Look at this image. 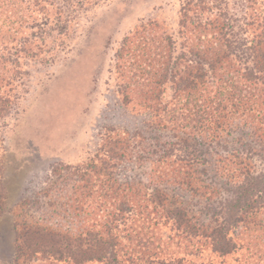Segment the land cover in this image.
Here are the masks:
<instances>
[{
    "label": "rangeland",
    "instance_id": "rangeland-1",
    "mask_svg": "<svg viewBox=\"0 0 264 264\" xmlns=\"http://www.w3.org/2000/svg\"><path fill=\"white\" fill-rule=\"evenodd\" d=\"M187 4L191 12L204 8L203 19L230 20L241 38L252 39L264 21V0H0V174L5 199L0 264H13L14 225L21 220L46 225L59 220L62 229L104 236L108 208L100 207L101 197L83 205L82 222L73 213L68 221L61 219L67 208L61 204L70 194L60 177L52 175L54 168L104 158L109 137L128 144L125 156L110 163L113 178L128 185L129 192L120 199L126 201L141 187L135 198L140 202L114 218L118 260L109 264H264L261 213L241 223L227 217L236 192L256 178L261 181V131L243 121L216 140L207 139L208 132L182 130L187 120L181 112L194 99L177 92L180 71L196 61L189 55L160 88L156 110L140 106L137 96L123 100L126 86H147L166 63L164 56L151 54L152 60L149 54L136 66L132 57L129 64L135 68L121 72L116 53L123 40L155 23L160 35L174 44L172 66L190 41V25L183 17ZM212 37L203 42L214 43ZM140 68L149 73L133 77ZM156 192L163 196L160 202L153 199ZM176 209L187 215L189 225L176 222ZM223 222L230 223L234 246L225 255L207 234ZM39 249L45 254L37 252L26 264L81 263L76 250L54 261L48 256L51 245Z\"/></svg>",
    "mask_w": 264,
    "mask_h": 264
},
{
    "label": "trees",
    "instance_id": "trees-1",
    "mask_svg": "<svg viewBox=\"0 0 264 264\" xmlns=\"http://www.w3.org/2000/svg\"><path fill=\"white\" fill-rule=\"evenodd\" d=\"M189 12H191V7L190 4H187L183 17L190 25L188 28L191 35L190 41L186 51L177 56L172 66H170V62L174 44L170 37L160 35V27L155 23H148L142 27L141 33L137 32V35H130L123 40V45L116 53L117 60H119L117 68L121 72L130 66L135 68L129 64L132 57L135 59L133 64L136 63V66H139L137 62L140 63L145 55L150 54L152 60L154 59L151 54L166 58V63L162 64V73L152 74L147 81V86L139 82L133 88L126 86L122 93L123 100L128 103L135 100L134 97L137 96L140 106H144L151 112L156 110L159 105L160 88L167 80H172L170 77H174L175 68L179 69V66H183L179 60L189 55L196 61L193 65H185L187 66L184 67L185 70L180 71L179 87H177L178 91L176 90L186 93L189 97L187 99L194 98L191 103L185 104L186 109L181 112L184 116L181 119L187 120L184 122L182 130L185 126L189 130L208 132L207 139L216 140L221 133L230 130L237 121H243L255 131L256 128L261 131V142L264 149V21L261 22V26H258L261 30L255 31L253 38L248 39L247 37L241 38L233 32L230 20H208V17L203 19V14L206 13L204 8L197 12L193 9L191 19L188 15ZM207 36H213L214 43L211 41L204 43L203 40ZM135 51L138 52L136 57ZM128 73L131 72L124 74L128 75ZM148 73L149 70L145 69L143 72L140 68L132 75L141 78V75ZM108 139L105 147L107 151L103 152L104 158L97 161L91 160L88 164L81 166L66 167L64 170L54 168L52 175V177L54 175L60 177L62 187H65L70 194L67 200L61 204L67 207L63 210L61 219L67 220L73 213V219L76 218L78 223L82 222L83 218L79 213L82 212L83 205L95 196L101 197L100 207L108 208V214L105 215L107 220L104 221L105 225L103 224L107 227L104 236L94 231L73 232L69 226L62 229L59 220L55 225L21 220L20 223L14 225L16 239L13 264L31 262V258H34L37 252L44 255L45 251L37 250H40L41 245L48 244L53 247V252L48 256L54 261H62L63 254L68 258L72 256L70 252L76 250L81 262L79 264L91 261L107 264L117 262L116 237L113 236V232L118 219L114 218H119L126 208L140 202H135V198H139L138 190L141 187L134 188L135 191L126 201L120 199L129 192L126 189L128 185L113 178L109 173L110 163L125 156V148L128 144L119 137H109ZM186 146L190 148V145ZM188 155L190 154L188 153L186 156L184 154L179 161ZM0 172H2L1 167ZM257 179L254 180V183H250L249 188L236 192L235 202H230L232 211L227 216L229 220L241 223L243 219H248L253 215L256 218V214L259 213L264 219V170L261 174V181L257 182L259 181ZM260 183L262 189L257 190ZM3 184L0 174V195L3 192ZM92 189H96L95 192ZM153 199L160 202L163 200V196L156 192ZM4 201L5 199L1 195L0 214L3 212ZM120 204L123 205L120 206ZM173 214L174 217H170L175 218L179 224L187 226L191 223L183 211L176 209L172 211ZM222 220L224 221V215ZM223 223V227L210 228L207 233L221 255L230 253L234 247L228 236L230 223Z\"/></svg>",
    "mask_w": 264,
    "mask_h": 264
}]
</instances>
